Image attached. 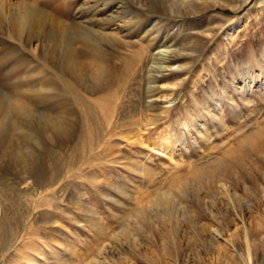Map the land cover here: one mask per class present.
<instances>
[{
	"label": "rangeland",
	"instance_id": "obj_1",
	"mask_svg": "<svg viewBox=\"0 0 264 264\" xmlns=\"http://www.w3.org/2000/svg\"><path fill=\"white\" fill-rule=\"evenodd\" d=\"M29 1L46 16L33 25L20 24L12 6L0 3V124L8 116L13 127L17 125L20 132L31 131L43 146L38 115L49 113L63 118L71 107L77 121L71 136L54 135L53 141L62 142L54 143L58 146L53 150L63 172L45 193L34 184L20 182V177L37 165V158L26 154L22 164L13 165L14 150L6 147L4 132L0 131V219L5 213L10 227L20 230L21 235L25 228L34 231L36 246L31 250L45 252L50 264H60V258L67 264H97L99 251L106 250L113 264H223L224 247L208 238L205 226L220 225L223 232H228L243 220L253 227L264 219V0H229L222 4L208 0L203 8L179 10L185 14L183 22L190 32H201L207 23H217L219 28L246 14L250 17L220 50H214L220 56L214 65L203 58L187 64L191 69L177 86L175 75L165 74L157 96L161 101L170 98L171 104L160 102L151 109L147 106L149 98H142L137 89L136 85L142 86L137 81L132 90L117 93L125 117L139 111L142 126L145 122L156 124L149 132H142L143 143H129L119 136L110 141L103 150L108 155L102 161L114 159L113 166L106 173L97 170V175L111 185L99 186L86 178H67L72 144L88 127L80 121L81 105L68 100L63 81L69 80L89 101L106 92L109 69L121 68V55L153 37L148 21L136 23L134 28L124 25L131 17L130 6L135 11L140 1L147 10L151 0ZM69 37L78 52L75 57L66 50ZM226 67L238 78L244 98L233 93L237 103L234 108L229 100H221L222 112L211 118L209 111L216 108L212 100L223 98L220 85L230 77ZM92 73L94 77L99 74L97 80ZM23 103L29 111L21 110ZM165 106H170L171 113L158 116ZM188 114L193 126L205 124L192 136L182 135V123ZM221 116L223 124L218 122ZM128 129L124 127L123 134ZM260 132L262 139L257 135ZM45 134L51 135V131ZM253 141L260 143V153L250 151ZM159 146H165L164 152ZM27 148L31 147L24 144L22 150L26 153ZM225 151L243 157L240 164L226 173L216 172L214 182L200 181L196 169L212 170L217 158L227 159ZM160 193L167 194L171 215L182 222L172 240L164 237V206L151 203ZM73 199L80 200V206L73 205ZM42 219L51 222L43 225ZM189 219L193 227L185 225ZM124 229L129 232L124 234ZM260 236L264 238V231ZM240 255L231 264H242ZM263 261L264 256L261 264ZM0 264H4L1 255Z\"/></svg>",
	"mask_w": 264,
	"mask_h": 264
},
{
	"label": "bare ground",
	"instance_id": "obj_2",
	"mask_svg": "<svg viewBox=\"0 0 264 264\" xmlns=\"http://www.w3.org/2000/svg\"><path fill=\"white\" fill-rule=\"evenodd\" d=\"M16 1L17 2L12 0H0V3L12 6V13L17 17L20 24L30 23L33 25L34 22L38 21L39 17L46 18V16L42 14V11L35 7L31 1ZM212 1L222 4L227 3L229 0ZM207 2L208 0H168L162 2L151 0L147 9L149 14L144 12L147 10H143L144 6H146L145 3L140 1L136 2L140 7L134 11L133 9L135 8L130 6L128 13H130L131 17H129L126 22L124 21V25L128 28H134L136 23L148 21L149 24L152 25L153 37H147L148 39L146 38L145 41L139 42V47L133 52L121 55V68H116L117 70H115L114 67H111L112 69H109L108 76L110 77L106 87L108 88L107 91L95 96V98L89 101L84 99L81 94L77 93L69 80L63 81L65 94L68 100L74 103L78 102L81 105L83 112L81 113L82 115L80 114V121H83V125L88 127L81 130L78 134L79 140L72 144V154L66 166L68 172L70 171L67 178H72L73 176L86 178L88 181H93L94 186L102 184L111 185L109 181H104L103 183L101 177L97 175V170L104 173L109 172L114 162V159H112V161L107 160L111 161L109 163L102 161V159L108 155L107 153L103 154V150H106L107 145L108 147L111 145L110 141L117 136L124 138V140L129 143L132 142L131 140L143 143L144 136L142 132H149L150 129L154 128L155 122H145L144 126L141 125L142 119L140 117L142 114H140L139 111L132 116L128 115L125 117V113L122 112L123 109H121L117 103L118 92L132 90L137 81L142 84V86L136 85L137 89L141 91L142 98H149L147 100V106L151 109L155 108L156 105L158 106L160 102L171 104L173 100L170 98L167 99V101H161L159 100V96H157L163 88L159 82L166 78L165 74H174L176 78L174 85L177 86L181 76L191 69V66L187 64H194V62L200 58H203L204 61L211 65H214V63L220 60V56L217 54L218 52H214V50H220L226 41L230 40L235 35L237 31L236 28L242 27L243 24L247 22L250 14H246L237 20L231 21L230 24L225 26L222 25L219 28L216 27L217 23L211 22L207 23L209 25L206 24L207 27L201 30V32H190L191 29L185 28L183 22L185 14H180L181 12L179 10L181 8L188 9L192 7L203 8L204 6L202 7V5H205ZM212 6L215 7V4ZM124 17L127 18L126 16ZM116 29H118L119 33V27ZM191 33L192 35H190ZM195 34L197 35L196 37L194 36ZM175 36H180L182 39L177 41ZM66 48L69 56L75 57L78 54L74 46L73 38L69 37L67 39ZM226 68L230 77L223 80L220 85L223 91V98H217L218 101L212 100L216 108L209 111V116L211 118H214L218 112H222L223 104L221 100H229L230 104L233 103L231 107L234 108L237 106V103L232 94L235 93L239 95L241 99L244 98L242 87L238 85V78L236 75H233L228 67ZM79 69L81 73L82 68ZM99 71H104L102 66H99ZM91 77H94V73L91 74ZM98 77L99 74H96L94 78L97 80ZM109 86H115V88H109ZM164 97L167 98V96ZM20 107L21 110L25 112L30 110L29 106H26L24 103L21 104ZM146 111H148V108H146ZM74 113L71 107H67L63 114V118L56 117L49 113H43L37 116L39 127L42 126L40 127L42 132L40 129L39 132L43 136L42 140L45 142L43 146H40L41 143L37 137L32 135L34 133L31 131H22L21 129L20 132V128H18L17 125L13 127L10 124L11 121L8 116H6L7 120L1 122L0 131L3 130L4 132V138L6 139L5 145L14 150V153H12L14 157H11L13 165L22 164L23 158H27L26 154L32 155L34 159L37 158L35 161H38L37 165H33L26 174L20 177L21 183L26 186L34 184L38 189H42V193H45L49 191L51 185L60 179L63 167H61L56 155L57 153L53 148L58 146H54V143L61 144L62 142L53 141V139L54 135L58 133H63L67 137L69 133L70 136L72 135L73 132H71V129L77 121H75L76 116L73 117ZM170 113V106H165L163 110L157 112V115L163 117L164 115L168 116ZM191 119V114H188L184 118L182 125L185 126V131H183L182 135L187 133L192 136L194 131L205 126L204 123H200V126H193ZM218 122L223 124L222 116L218 117ZM126 126L129 128L128 132L123 134V129ZM49 130L51 131V135H46L45 133ZM206 134L203 132V135ZM257 135L262 139L263 134L261 132L257 133ZM13 137L16 139H13ZM24 144L31 147L25 150L26 153L22 150ZM249 148L253 153H260L262 151L260 143H256L255 141L249 144ZM158 149L164 152L165 146H159ZM223 154L227 155V159L217 158L212 170L204 167L196 169L195 173L200 181L204 179L206 183L214 182L216 172L226 173L229 169L239 165L243 158L229 151H225ZM145 169L146 168H142V171L145 172ZM218 186L221 188L222 183ZM71 203L75 206H80L81 201L73 199ZM151 203L157 206H164L165 219L162 220L164 237L172 240L173 236L178 234L182 222L180 219H175L171 215L169 197L165 193H160L151 200ZM138 213L142 215L143 210L139 209ZM7 219L5 213L0 219V255L4 260V264H50L45 252L38 251L37 249H34L35 251L31 250L32 245L36 246L35 242L32 240V236L35 235V232H31L30 229L27 230L25 228L23 235H21L20 230L14 231L10 227ZM50 222L51 221L47 222L42 219L43 225L50 224ZM184 223L188 227L194 226V222L190 219L184 221ZM251 224L253 225L254 223L251 222ZM219 226H205V229H207L205 231H207L208 238L218 242L224 247L223 256L221 254L223 264H231L241 252L240 256L242 259H239H241L240 261H242V264H261V258L264 256V238L260 235H262L264 231V219H260L253 227L243 220L240 223L234 224V229L232 231L228 230V232H223ZM134 230L137 231V229ZM127 232H129L128 229H124V234H127ZM174 243L175 241L172 242V244ZM27 250L31 252H27ZM108 253L109 250L99 251L97 264H113V260H110V255ZM218 255L219 254H217V256ZM58 261L60 264H67L64 258H60Z\"/></svg>",
	"mask_w": 264,
	"mask_h": 264
}]
</instances>
